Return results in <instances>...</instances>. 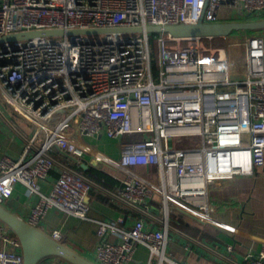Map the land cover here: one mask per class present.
<instances>
[{
	"label": "built area",
	"instance_id": "1",
	"mask_svg": "<svg viewBox=\"0 0 264 264\" xmlns=\"http://www.w3.org/2000/svg\"><path fill=\"white\" fill-rule=\"evenodd\" d=\"M238 7L248 16L264 11V0H0V36L217 23ZM151 35L65 34L0 43V119H7V107L31 129L27 136L16 129L23 138L18 156L0 146V205L20 183L36 196L31 225L49 209L85 220L89 194L98 190L130 216L129 225L122 217L97 221L98 264H126L140 246L148 264H185L167 253L173 239L183 240L186 251L208 248L174 222L233 229L213 218L210 190L264 167V29L222 38L160 33L155 60ZM217 39L218 48L204 44ZM102 137L134 139L119 142L112 157L89 141ZM181 140L188 146H177ZM82 166L119 183L108 188ZM45 182L48 192L41 189ZM50 236L61 238L59 231ZM253 251L244 264H264V243ZM0 264H22L20 241L1 222Z\"/></svg>",
	"mask_w": 264,
	"mask_h": 264
},
{
	"label": "crops",
	"instance_id": "2",
	"mask_svg": "<svg viewBox=\"0 0 264 264\" xmlns=\"http://www.w3.org/2000/svg\"><path fill=\"white\" fill-rule=\"evenodd\" d=\"M12 118L13 116H8L7 119H0V146L3 153L18 156L22 151L23 138L19 136L16 129L22 131L26 136L31 134V129L27 124L24 127L17 126ZM100 140L90 139L89 141L99 147ZM111 156L117 157L118 153ZM150 169L147 167L137 168L140 172ZM84 170L81 168V171L86 174ZM104 173L114 179L116 183L105 184L103 180L86 175L108 188L118 185L117 179L107 172ZM41 189L43 192H48V183H42ZM209 195L211 203L215 206L213 218L234 230L211 225L199 227L184 220H180L178 223L174 222L180 229L189 232L190 235L201 241L208 250L191 245V250L186 251L183 248V240L175 238L169 244L167 253L185 264H244V255L249 248H252L253 252H258L264 243V167L259 168L253 176H237L222 182L219 186L212 188ZM88 201L87 219L80 220L58 209H49L36 227L39 226L38 229L48 235L52 231H59L61 234L59 241L62 244L96 263L95 230L97 221L122 217L126 220L125 224L129 225L130 216L129 212L114 206L107 198L94 191L90 192ZM35 202L36 196L29 197L24 186L17 183L12 195L5 203L9 211L27 221L30 209ZM228 245L233 246L232 252H227L226 246ZM38 264L69 263L57 257H48ZM126 264H148L147 249L143 246L138 247L133 260Z\"/></svg>",
	"mask_w": 264,
	"mask_h": 264
},
{
	"label": "water",
	"instance_id": "3",
	"mask_svg": "<svg viewBox=\"0 0 264 264\" xmlns=\"http://www.w3.org/2000/svg\"><path fill=\"white\" fill-rule=\"evenodd\" d=\"M238 14H242L240 7ZM264 29V20L233 21L204 23H181L167 26H148L146 28H103V29H73V30H40L26 31L7 36H0V43L31 39L43 36H61L72 34H106V33H140L149 34L165 33L173 39L186 38H222L233 32L257 31ZM86 169L85 166H82ZM0 222L6 225L19 239L21 244L22 264H38L48 257H57L69 264H96L83 257L73 249L52 238L47 233L31 225L26 220L17 216L7 208L0 205Z\"/></svg>",
	"mask_w": 264,
	"mask_h": 264
},
{
	"label": "rangeland",
	"instance_id": "4",
	"mask_svg": "<svg viewBox=\"0 0 264 264\" xmlns=\"http://www.w3.org/2000/svg\"><path fill=\"white\" fill-rule=\"evenodd\" d=\"M244 14H238L237 11L235 9L229 8L228 12L226 13V15L222 16L219 20L222 22H233V21H253V20H264V11L262 12H255L252 13L250 15L247 16V12H244ZM247 32H254V31H247ZM204 44L206 46H215V47H220L222 45V40L221 39H217V40H212L210 41H204ZM158 53V49L156 47L155 49V55H154V60L156 59V54ZM2 102V101H1ZM2 107V106H1ZM4 108L5 114L8 117L13 116V121L16 123L17 126L19 127H24L25 126V122L24 120H22L19 116L14 115L13 111H11L9 108L7 107H2ZM134 138H130V137H123L121 138V140H109L106 137H102L100 140V146L99 149L102 151H105L107 154L111 155H115L116 153H118V143L119 142H127V141H131ZM179 147H186L188 146L187 144L184 143V140L180 141V144H176ZM115 149V150H114ZM115 157V156H113ZM152 179L155 178V176H151ZM94 192L98 193V190H93ZM99 194V193H98ZM2 206L7 208V204L6 203H2ZM39 228V226H38ZM96 262V259H95ZM97 263V262H96ZM98 264V263H97Z\"/></svg>",
	"mask_w": 264,
	"mask_h": 264
},
{
	"label": "trees",
	"instance_id": "5",
	"mask_svg": "<svg viewBox=\"0 0 264 264\" xmlns=\"http://www.w3.org/2000/svg\"><path fill=\"white\" fill-rule=\"evenodd\" d=\"M233 33H237V32H233ZM157 36V34H152L151 35V44L155 53V49H156V41H155V37ZM84 172L89 175V176H94L96 179L99 180H103L105 184H114L116 183L114 179H112L109 175L105 174L103 171L95 169V168H88L85 169Z\"/></svg>",
	"mask_w": 264,
	"mask_h": 264
}]
</instances>
